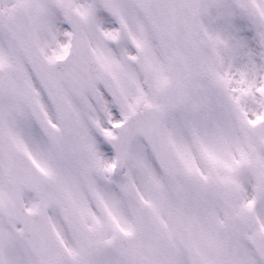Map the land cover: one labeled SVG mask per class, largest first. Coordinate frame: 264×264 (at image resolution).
Returning a JSON list of instances; mask_svg holds the SVG:
<instances>
[{
  "label": "snow or ice",
  "instance_id": "snow-or-ice-1",
  "mask_svg": "<svg viewBox=\"0 0 264 264\" xmlns=\"http://www.w3.org/2000/svg\"><path fill=\"white\" fill-rule=\"evenodd\" d=\"M0 264H264V0H0Z\"/></svg>",
  "mask_w": 264,
  "mask_h": 264
}]
</instances>
